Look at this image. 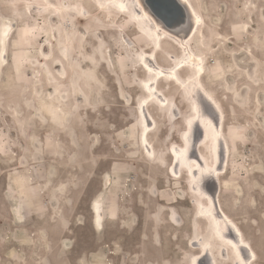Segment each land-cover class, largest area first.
Listing matches in <instances>:
<instances>
[{"label": "rangeland", "instance_id": "1", "mask_svg": "<svg viewBox=\"0 0 264 264\" xmlns=\"http://www.w3.org/2000/svg\"><path fill=\"white\" fill-rule=\"evenodd\" d=\"M110 2L0 0V42L3 25L18 27L0 70V264H190L198 256L192 244L205 233L198 209L207 202L193 176L172 172L194 111L163 84L181 111L150 109L158 122L151 160L136 109L150 94L139 60L149 46ZM146 4L169 31L188 32L178 7ZM197 4L207 22L204 84L221 101L231 146L221 203L264 264V0ZM68 22L87 37L69 36ZM70 43L76 82L64 59ZM211 181L203 189L215 196ZM95 201L106 213L99 229Z\"/></svg>", "mask_w": 264, "mask_h": 264}, {"label": "bare ground", "instance_id": "2", "mask_svg": "<svg viewBox=\"0 0 264 264\" xmlns=\"http://www.w3.org/2000/svg\"><path fill=\"white\" fill-rule=\"evenodd\" d=\"M145 1L111 0L110 5L118 10L122 17L131 20L136 33H139L143 39L142 41L149 46V52H143L139 56V60L149 77V81L144 88L150 94L136 108L139 111L143 126L142 142L146 146L147 154L151 160L157 157V149L151 141V137L158 127V122L150 109L155 106L158 107V110L168 108L169 111H173V117L180 116L179 105L169 97L167 93L169 90L163 88V84L174 85L180 90L183 100L186 97L188 98V105L194 112L190 121H188L189 130L186 132V137L182 139V146L177 147L174 151L177 161L172 168V172L180 178L184 177L186 173L193 176L192 180L194 179V182L191 184L194 192L202 195L207 202V205L200 206L198 209L199 220L203 222V228L207 230L203 237V244L206 246L203 249L205 257L201 261L199 260V264H222L221 261L224 259H229L228 264H233V261L234 264H239L240 259H243L245 264H248V261H251V264H258L259 248L245 236L240 225L221 205V196L225 185L223 177L229 170L231 146L225 131V112L221 101L213 96L204 84L208 74L209 62L207 57L202 54L206 51L201 53L199 46H201L202 39L205 37L206 19L198 9L197 0H178V2L173 0L177 6L184 8L191 25L187 33L177 35L157 20L145 6ZM151 3L158 10L167 12L168 8L161 0H151ZM118 5H123V9ZM102 6L103 12L111 13L113 11L103 4ZM51 7L54 6L51 5ZM56 9L63 13L69 11L64 7H57ZM68 24L72 29L69 36L74 34L76 38H79L87 35L85 29H79L80 31L77 32L72 22H68ZM4 42L6 46V41ZM74 47L73 43L64 47L66 51L64 59L75 73L74 82H76V80H79L76 75L78 65L71 56ZM172 48L175 50L173 51ZM209 145L212 147V155L205 152ZM209 180L214 181L218 186L215 196L210 195L203 189L204 184ZM100 205L99 201H95L92 207L95 213L94 218L97 221V225L96 223L95 225L98 229L101 228L105 217ZM216 245L220 249L218 253L216 252ZM221 250L223 254H221ZM237 253H239V256H237ZM253 253L256 257L255 260H252ZM209 258H213V262L210 260V263H206Z\"/></svg>", "mask_w": 264, "mask_h": 264}, {"label": "flooded vegetation", "instance_id": "3", "mask_svg": "<svg viewBox=\"0 0 264 264\" xmlns=\"http://www.w3.org/2000/svg\"><path fill=\"white\" fill-rule=\"evenodd\" d=\"M7 25V26H6ZM13 26V27H12ZM6 29V30H5ZM10 29H12L13 31L11 32V30ZM18 30V27H16L15 25H11L10 26V24H5V25H3L2 26V30H1V40H2V45L0 44V70H1V68L3 67V66H6L8 63H7V61H6V59H7V52L5 51V42L4 41H6V45L11 41V39H12V37H11V35L12 34H14L16 31ZM8 31V32H7ZM10 31V32H9ZM4 32H5V34H4ZM7 33V34H6ZM9 41V42H8ZM1 43V42H0ZM4 50V51H3ZM5 53H6V55H5ZM14 53V52H13ZM13 55V54H12ZM47 55V54H46ZM4 57H5V59H4ZM109 57L111 58V56L109 55ZM6 61V62H5ZM15 59L12 57V59H11V65L12 66H15ZM3 64V65H2ZM126 98H128V96L126 95ZM94 204V203H93ZM101 205V207H102V210H103V214H104V216H105V209H104V207H103V204L102 203H100ZM221 205H222V203H221ZM93 207V206H92ZM220 206H219V203H218V208H219ZM225 210V209H224ZM104 219H105V217H104ZM96 221V219L94 218V222ZM236 221V220H235ZM237 222V221H236ZM96 223V225H97V221L95 222ZM238 223V222H237ZM239 224V223H238ZM240 225V224H239ZM240 227L243 229V227L240 225ZM206 229H205V234H206ZM244 231V230H243ZM244 234H245V236L246 237H248L251 241H252V243H253V239H251V236H249V235H247L246 234V232L244 231ZM203 237H204V235H202L201 237H199V239H197V240H195V241H193V244H192V247L193 248H195L196 250H197V253H198V256L197 257H195V264H199V262L205 257V251L203 250L204 248H206V246L203 244ZM257 239H261V242H263V239L262 238H257ZM199 242V243H198ZM258 242V244H260V242L259 241H257ZM254 244V243H253ZM254 245H256V243L254 244ZM260 250V249H259ZM218 251H220V249H219V247H217V245H216V252L218 253ZM221 254H223V252H222V250H221ZM260 252H259V260H260ZM200 260V261H199ZM213 262V258H209V260H207L206 261V263L208 262V263H210L211 261ZM228 260L229 259H227V260H223V261H221V263L222 264H228ZM211 264V263H210ZM233 264H234V261H233ZM258 264H259V262H258Z\"/></svg>", "mask_w": 264, "mask_h": 264}, {"label": "water", "instance_id": "4", "mask_svg": "<svg viewBox=\"0 0 264 264\" xmlns=\"http://www.w3.org/2000/svg\"><path fill=\"white\" fill-rule=\"evenodd\" d=\"M173 1V0H172ZM174 2V1H173ZM175 2H178V0H175ZM145 3H146V1H145ZM176 4V3H175ZM145 6L147 7V9L151 12V10L149 9V7L147 6V4H145ZM176 6H177V4H176ZM165 7H168V6H165ZM178 7V9H177V14H178V17H180V20H182V21H185V20H187V16H186V11H184V8H182V7H180V6H177ZM177 7H168L169 9H167V12H164V11H162V10H159L160 12H162V13H170V12H172V11H175L176 10V8ZM152 13V12H151ZM153 14V13H152ZM154 15V14H153ZM155 16V15H154ZM190 28H191V26H190ZM189 28V29H190Z\"/></svg>", "mask_w": 264, "mask_h": 264}, {"label": "snow or ice", "instance_id": "5", "mask_svg": "<svg viewBox=\"0 0 264 264\" xmlns=\"http://www.w3.org/2000/svg\"><path fill=\"white\" fill-rule=\"evenodd\" d=\"M119 7H121V9H123V5H118ZM199 22V21H198ZM247 247V246H246ZM237 256H239V253H237ZM255 254L253 253L252 254V260H255ZM190 264H195V260L194 259H192L191 261H190ZM239 264H245V261L243 260V259H240L239 260ZM248 264H251V261H248Z\"/></svg>", "mask_w": 264, "mask_h": 264}]
</instances>
